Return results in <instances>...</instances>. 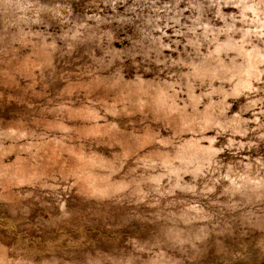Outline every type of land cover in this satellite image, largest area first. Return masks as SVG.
I'll return each instance as SVG.
<instances>
[{"label":"rangeland","instance_id":"rangeland-1","mask_svg":"<svg viewBox=\"0 0 264 264\" xmlns=\"http://www.w3.org/2000/svg\"><path fill=\"white\" fill-rule=\"evenodd\" d=\"M0 264H264V0H0Z\"/></svg>","mask_w":264,"mask_h":264}]
</instances>
